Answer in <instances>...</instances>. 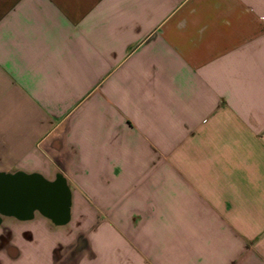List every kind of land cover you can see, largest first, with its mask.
I'll return each instance as SVG.
<instances>
[{"label":"crops","instance_id":"1","mask_svg":"<svg viewBox=\"0 0 264 264\" xmlns=\"http://www.w3.org/2000/svg\"><path fill=\"white\" fill-rule=\"evenodd\" d=\"M18 173L68 217H0V264H264V0H0Z\"/></svg>","mask_w":264,"mask_h":264},{"label":"water","instance_id":"2","mask_svg":"<svg viewBox=\"0 0 264 264\" xmlns=\"http://www.w3.org/2000/svg\"><path fill=\"white\" fill-rule=\"evenodd\" d=\"M69 194L61 179L34 174H0V217L29 219L34 212L62 225L68 217Z\"/></svg>","mask_w":264,"mask_h":264},{"label":"rangeland","instance_id":"3","mask_svg":"<svg viewBox=\"0 0 264 264\" xmlns=\"http://www.w3.org/2000/svg\"><path fill=\"white\" fill-rule=\"evenodd\" d=\"M58 251H59V249H58ZM48 254H50V255H51V257H52V253H48ZM55 256H56V254H55Z\"/></svg>","mask_w":264,"mask_h":264}]
</instances>
